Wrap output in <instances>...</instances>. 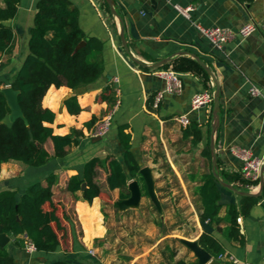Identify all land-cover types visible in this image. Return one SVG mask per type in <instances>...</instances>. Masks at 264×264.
<instances>
[{
  "label": "crops",
  "instance_id": "1",
  "mask_svg": "<svg viewBox=\"0 0 264 264\" xmlns=\"http://www.w3.org/2000/svg\"><path fill=\"white\" fill-rule=\"evenodd\" d=\"M37 1L20 0L16 16L4 21L13 28L14 40L10 49L1 54L3 62L0 80L4 82L3 87L10 86L12 76L29 53L30 28L37 10ZM70 1L78 8L79 24L86 35L97 37L103 42L100 53L103 72L96 81L76 89L51 85L42 99V105L56 114L54 122L49 124L54 134L66 135L74 129L80 130L82 134L77 136L76 144L66 148L67 154L64 157L51 158L44 165L26 166L15 160L3 163L0 190H16L19 198L31 182L41 180L46 185V176L55 174L53 200L55 203L71 200L83 235L80 239L70 231L67 247L60 236V245L55 251L36 250L29 253L24 244L23 247L16 244L18 239L24 242V234H7L9 241L2 247L21 264H49L56 260H67L73 264H107L105 259L108 258L96 260L94 256L84 253V245L97 251L93 248L97 236L85 240L84 222L79 212L80 205L90 208L97 203L104 224L101 198H94L91 204L77 200L67 190V185L71 176L82 175L87 161L93 158L104 161L108 156H122L124 147L119 136L121 128L130 135L131 150L141 168L148 166L151 169L157 195V175L169 174L183 191L187 192L188 187L200 206V201L194 195L195 186L201 184L204 176L213 171L212 159L210 161L204 154L211 141L212 107L192 108L191 101L196 93L205 89L214 92L217 85L211 76L206 87L200 75L179 72L180 91L165 94L158 108H154L153 104L151 108L148 106L150 97H155L166 83L158 72L173 69V61L179 57L195 59L194 55L199 56L217 78L221 109L220 123L214 135L219 171L241 174L242 161L233 153L234 146L250 150L255 157H264V97L249 93L253 84L264 88V0L251 3L238 0H114V8L122 18V23L111 8L107 9L106 0ZM176 4L192 6L191 19L176 9ZM252 18L259 23V29L245 38L237 35L222 48L213 46L194 24L197 22L205 27L222 26L237 30ZM121 27L132 57L147 65L169 59L164 63H169V67L163 68L162 64L145 69V66L133 61L123 46ZM116 77L118 82L114 81ZM50 91L52 100L45 102ZM72 94L77 95L82 107L78 114L68 112L64 104V99ZM112 109H115V113L109 132L102 137L91 136L95 123ZM180 115H187L190 121L198 122L202 130V139L198 143L193 144L191 137H183L186 126L177 120ZM92 118H95L94 123L87 126L86 123ZM45 148L51 155L54 154L52 140L46 141ZM103 169L105 176L100 180L99 171ZM106 176L105 165L98 166L97 180L103 185V190H110L106 185ZM131 180L136 179H130L129 182ZM230 184L254 193L260 191V187L252 189L239 181ZM219 188L220 223L201 221L198 211L193 235L181 236L168 232L156 240L154 229L150 228L144 231L147 240L143 241L140 240L141 230H138L134 235V264L139 261L142 264H168L172 249L176 251L174 260L198 262L194 252L181 239L197 240L204 231L214 236L222 246L220 254L223 256H212L219 264H264V187L249 215L237 217L241 218L237 222L243 236L242 242L230 238L227 214L229 204H239L241 195L223 185ZM76 194L80 196L81 191ZM144 196L147 195L143 194L141 198ZM105 233L101 236L104 237ZM174 235L179 236L182 247L165 244L158 254L159 258L149 262V256L153 253L154 258L157 253L155 248ZM101 236H98L99 239Z\"/></svg>",
  "mask_w": 264,
  "mask_h": 264
},
{
  "label": "trees",
  "instance_id": "2",
  "mask_svg": "<svg viewBox=\"0 0 264 264\" xmlns=\"http://www.w3.org/2000/svg\"><path fill=\"white\" fill-rule=\"evenodd\" d=\"M251 3L254 0H238ZM20 0H0V55L10 49L14 40L13 28L4 21L16 16ZM110 9L107 1H104ZM33 24L30 28L29 53L23 60L20 68L14 73L9 84L18 91V100L23 115L15 118L12 126L3 122L6 114L11 113L7 98L2 91L4 82L0 80V172L2 164L10 160L22 162L26 166H41L51 158L64 157L67 147L78 142L77 136L82 134L74 129L66 135L54 134L50 123L54 122L55 112L42 105V99L51 85L55 87L68 86L76 89L96 81L103 72V61L100 53L103 42L94 36H87L79 24L78 8L70 0H38ZM85 44L80 46V43ZM169 63L162 65L168 68ZM150 67H145L148 69ZM172 68L178 72H192L204 79L208 86L211 80L207 71L194 58L182 56L173 61ZM52 92L45 98L50 102ZM154 97L149 99L148 106L152 107ZM68 112L78 114L82 107L76 94L64 99ZM213 117V103L210 118ZM95 118L86 123L91 126ZM212 125H210V129ZM123 154L120 158L108 156L104 161L93 158L84 165L82 175L70 177L67 190L74 194L75 199L92 203L94 198L103 192V185L97 180L98 166L105 165L107 176L106 185L110 190H119V201L130 196L128 183L136 179L142 183L148 195L147 186L140 174L141 166L131 150L130 135L121 128L119 131ZM183 137H191L193 144L202 139V130L195 120L183 130ZM50 139L54 145V154L51 155L45 148L46 141ZM204 154L212 159L210 143ZM217 173L228 183L239 181L245 185L248 182L242 174H229L219 171L217 160ZM47 184L41 180L31 182L25 192L18 198L17 191L13 189L0 190V234H24L31 240L37 251L53 252L60 245L58 230L64 229L61 218L57 214L58 203L53 200L52 186L56 175L46 176ZM86 187L82 190V184ZM256 184L258 182H255ZM221 183L214 172L205 175L203 182L194 189V195L200 201L199 218L212 223H220V191ZM237 189L244 190L240 186ZM81 191V195L76 193ZM259 196H240L239 204L231 203L228 207L230 221L229 236L231 239L242 242L237 217L249 215L252 207L258 202ZM79 212L84 222L85 240L92 236H101L105 233L103 217L99 213L98 205L92 207L79 206ZM66 218L65 214H62ZM198 243L215 258L222 251L218 240L210 233L204 231L197 239ZM16 244L23 247V240L18 239ZM176 251L172 249L168 264H198L189 263L184 259L174 260ZM215 260V259H214ZM0 264H21L17 262L8 251L0 246ZM49 264H73L67 260H56Z\"/></svg>",
  "mask_w": 264,
  "mask_h": 264
},
{
  "label": "rangeland",
  "instance_id": "3",
  "mask_svg": "<svg viewBox=\"0 0 264 264\" xmlns=\"http://www.w3.org/2000/svg\"><path fill=\"white\" fill-rule=\"evenodd\" d=\"M105 170L99 171V179L103 180ZM157 190L160 201L158 208L150 197L141 198L139 205L130 207H121L119 201V190H104L99 196L102 200V211L105 216L104 226L106 233L104 237H95L93 248H96V260L105 259L107 264H134V235L141 230L140 240H147L144 231L153 228L154 236L157 240L163 234L170 232L175 235H193L196 231L198 204L196 199L191 195L190 190L183 191L176 183L172 175H157ZM142 188V183H141ZM145 191L142 188V195ZM57 214L61 218V224L64 229L58 230L59 237L63 239L65 247L69 233L72 231L81 239L83 235L80 223L77 221L76 215L72 208L71 200L57 201ZM62 214L66 215V218ZM171 236L168 241L162 242L155 248L157 253L149 256L156 260L158 254L165 244L170 246L182 247L179 236ZM100 240V241H99ZM85 242V240H84ZM84 253L90 255L89 249L84 245ZM133 262V263H132ZM103 263V262H102ZM138 264H142L140 261Z\"/></svg>",
  "mask_w": 264,
  "mask_h": 264
},
{
  "label": "built area",
  "instance_id": "4",
  "mask_svg": "<svg viewBox=\"0 0 264 264\" xmlns=\"http://www.w3.org/2000/svg\"><path fill=\"white\" fill-rule=\"evenodd\" d=\"M185 17L191 19V11L193 10L192 6L182 7L180 5H175ZM195 26L199 29L202 35L215 47L222 48L226 43L232 41L237 35L245 38L252 34L253 32L259 29V23L253 18L242 25L239 29L234 30L229 27L222 26H211L205 27L199 23H194ZM3 58L0 55V67L2 65ZM165 79V86L163 89L159 90L153 101L154 108H158L160 102L167 93H175L181 89V79L179 77V72L174 69H165L158 72ZM115 82H118V78H114ZM249 93L252 96H261L264 97V88L258 85H251L249 88ZM214 101V92L210 89H205L202 92L196 93L192 97V108L207 107L211 108ZM115 109L110 110L105 116H103L98 122L95 123L94 127L91 130L90 135L93 137H102L106 135L111 127L113 115ZM177 120L183 125L187 126L190 123V119L187 115H180L177 117ZM233 153L242 161L241 165V174L244 179L248 182L247 186L252 189H256L260 185L261 177H264V157H255L252 155L251 151L234 146L232 147ZM255 182H258L257 184ZM241 218H237V221H240ZM24 247L27 252L33 253L36 251L34 243L28 239L27 236H24ZM90 255L95 256L96 250L89 249ZM223 254H220L219 257H222Z\"/></svg>",
  "mask_w": 264,
  "mask_h": 264
},
{
  "label": "water",
  "instance_id": "5",
  "mask_svg": "<svg viewBox=\"0 0 264 264\" xmlns=\"http://www.w3.org/2000/svg\"><path fill=\"white\" fill-rule=\"evenodd\" d=\"M111 8L112 13L119 18L120 22L122 23V18L114 8V0H106ZM120 37L123 43V46L127 52V54L130 55L133 61L138 63L141 66H147V67H158L165 62H167L169 59L165 61H160L152 65H147L146 62H143L141 60H138L134 57L131 56L130 50L128 43L126 41L125 35H124V30L123 27H121V33ZM85 41H82L80 43V46L84 45ZM195 59L198 61V63L207 71V73L211 76V78L214 80L215 84L217 85L216 90L214 91V101H213V117H212V128H211V141H210V147H211V154H212V169L213 172L216 176V178L219 180L221 185L225 186L226 188H229L230 190L236 192L237 194L241 196H259L260 191L264 187V177H261L260 179V191L258 193L250 192V191H243L237 189L235 186L232 184L222 180L220 176L217 173V155L215 153V133L218 130V126L220 123V98H219V86H218V81L217 78L212 71L210 67H208L200 58L199 56L194 55ZM2 91L4 92L7 102L11 108V113L6 114L3 122L7 124L8 126H12V122L15 118L22 116V108L20 106L19 100H18V91L15 90L11 85L10 86H5L2 88ZM264 171V167L262 169ZM140 174L143 176L145 180V184L147 186V192L153 203L160 208V201L158 198V195L155 190V182L154 178L151 172V169L148 166H145L140 169ZM86 187V183L82 184V190ZM128 189L130 191V196L122 201H118V203L121 205V207H130V206H137L140 203L141 197H142V190L140 187V184L138 180H131L128 183ZM9 241V236L6 233H1L0 234V246H5L7 242ZM181 241L190 249L194 252L195 256L198 258V264H219L218 261L214 260L212 258V255L205 249L203 248L197 240H189L182 238Z\"/></svg>",
  "mask_w": 264,
  "mask_h": 264
}]
</instances>
